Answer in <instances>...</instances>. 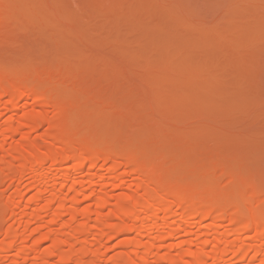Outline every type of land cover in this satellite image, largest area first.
I'll use <instances>...</instances> for the list:
<instances>
[{
	"label": "bare ground",
	"instance_id": "6f19581e",
	"mask_svg": "<svg viewBox=\"0 0 264 264\" xmlns=\"http://www.w3.org/2000/svg\"><path fill=\"white\" fill-rule=\"evenodd\" d=\"M151 1L158 7H168L169 14L176 18L187 17L200 9L190 0ZM224 1L228 4V0ZM258 1L264 3L229 0L226 7L240 8L238 5ZM24 2L0 0V25L9 19L15 29L26 31L37 27L36 18L46 17L53 20L48 28L51 33L55 26L71 19L60 14L61 10H55L51 5L54 1L33 7ZM72 2L77 4V0ZM190 4L195 7L191 9ZM210 5L211 11L207 5L208 9L201 7L203 14L199 15L211 14ZM19 12L24 17L20 18ZM74 18L72 14V21ZM208 25L205 26L211 36L218 25ZM205 26L202 27L207 32ZM74 36L82 41L92 40L83 35ZM237 38L232 40L238 46L259 44L264 39V31L245 37L246 40ZM97 43L101 46L103 42ZM113 50L119 53L125 48L119 45ZM259 56L253 57L259 60ZM140 61L131 63L134 66L130 64L129 71L154 77L151 92L143 100H146V110L165 122L158 120L151 130H137L136 135L123 142L119 138L104 140L116 130L108 127L110 133L98 124V109L87 114L78 111L82 98L73 96L71 90L56 87L59 72L29 78L24 71L17 73L0 68V164H3L0 165V186L6 184L12 188L0 211V264H264V144L248 142L244 145L247 150L243 146L238 152L239 160L243 161L235 163L234 154L228 151L230 148L223 146L231 138L236 139L242 129L264 128V78L252 79L251 91L242 99L226 96L223 105L204 100L186 111L183 108L182 116L170 120L173 111L178 115L177 108L192 101L196 90L187 86L165 98L161 86L180 75L194 76L202 72L203 76L204 70L170 63L158 65L149 59ZM216 84L199 81V89L216 95L220 87ZM199 124H218L221 129L212 138L218 144L224 142L212 146L211 150L210 143L205 151L199 148L206 154H199L203 158L198 155L202 160L198 159L195 166L191 165L192 159L182 158L184 163L175 161L176 150L193 152L197 146L190 141L189 147L182 148V143L178 146L183 150L176 149V136H191L202 128ZM45 125L48 130L41 133ZM34 135L39 139L29 142ZM146 145H156L161 156L149 157L143 151ZM165 148L167 154L168 150L175 151L174 155L170 154L172 160L168 155L165 157ZM245 165L248 167L242 168ZM112 201L115 204L109 208Z\"/></svg>",
	"mask_w": 264,
	"mask_h": 264
},
{
	"label": "rangeland",
	"instance_id": "374dc122",
	"mask_svg": "<svg viewBox=\"0 0 264 264\" xmlns=\"http://www.w3.org/2000/svg\"><path fill=\"white\" fill-rule=\"evenodd\" d=\"M24 1V4L28 7L45 5L46 3L50 4V0ZM51 1L55 2H51V5L55 8L56 11L61 10L62 12L60 11V14H63L64 16L69 15L71 19L55 26L57 28L56 29L54 27L56 31L53 30V32L51 33H48V28H50L53 23V20L51 21L50 18H36L34 21L37 22H35L34 24L35 26L37 25V27L32 26L33 28L31 27V29H27L26 31H19L15 29L10 23L9 19L5 20L0 25V68L3 67L10 72L16 71L17 73H22L24 71L23 73H25V75L28 74L27 77L29 76V78H36V76L37 78H40L53 72H59L60 74L57 79V85H59H56V87H59V89L66 88L67 90H71L73 96L75 94V96L82 98L80 101L81 103H78L79 106L78 104V107L76 106L78 111L86 112L83 114H87V112L98 109V112L100 113L98 114V117L100 119L98 120V124H101L100 126H102L106 131L110 132V130L113 128L114 130H116L114 135L112 134L110 136L109 134L111 132L108 133L107 135H109V137H105L104 140H106L107 138V140L114 139V141H116L119 138L120 141L121 139H123L121 141L123 142L124 140H128L132 138V136L136 135L138 132L137 130H142V128V131H147L148 129L151 130V128L154 127V124H156L155 122H157L158 120L165 122L162 118L150 114L148 108L146 110V100H143V97L144 99H147L149 91L151 92V86L153 85L152 81L154 77L148 75L147 73V75H138L133 74L132 72L130 73L129 69L131 70V65L134 66L133 64H131L134 63V61V64H136V61L140 59L141 61H146L147 59H149L152 62L158 63V65L170 63L171 65H183L195 68L197 66V70L199 69L198 71L200 72L204 70L203 76L202 72L201 74H196L194 76L180 75V77H175L173 79L174 81L172 80L170 83L161 86L160 90L162 92H160L165 98L173 95V93H176V91L186 89L187 86V88L196 90V92H194V95L196 94L197 98L193 95L194 97L191 102H187L181 105V107L179 106L180 108H177L178 115L174 114L176 111H173L176 108L173 109L172 111L174 113H171L175 116L174 118H172V115L170 118L169 114L170 120H174L175 118L178 119V116L183 114L184 110L186 111L190 107L198 106L204 100H207V102L209 103H213L214 101L213 104L221 103V105H223L227 99H225L226 96L228 97L231 95V97L242 99L248 96V93L251 91L250 82L252 79L264 78V39L261 40V42L257 41L259 42V44L255 42L256 44H249V46H247L248 44H242L238 46L237 43L232 40L233 38L235 39L237 37V40H246L247 38L252 36V34H260V32L264 31V3H260L259 1V3H250L244 6L238 5L240 6V8H238L237 6L227 8L226 6L230 3L229 0L228 4L224 0H188L191 4L196 5V7H198L199 5L201 10L199 9L198 11L200 12L203 10V8L206 9L209 6L211 7L210 4L212 3L213 12H211L212 15L209 13L210 18L208 17V13H205L207 16L204 14V17L202 15H199L203 13L197 11V9L199 8L198 7L196 9L198 13L194 12L192 15L182 17L184 20L181 17H178L181 18L178 19L170 15L168 7H158L151 0H77L76 5L72 2L73 0ZM261 1L264 2L263 0ZM191 4L190 8L193 9L195 6H192ZM233 4L237 5L236 3ZM210 7L209 9L211 11ZM203 12H205V10ZM17 14H20V12ZM72 14L75 17L73 21ZM20 15H18V18ZM22 16L24 17V13L20 16V18H22ZM182 20L183 22L186 21V23L184 22L186 25L181 22ZM180 23H182L183 25H181ZM206 23L207 25H218L216 27L217 30L215 29L211 32V36L210 33H208L207 27L205 26ZM202 26L206 27L207 32L203 30ZM199 30L201 33L199 32ZM214 32L217 34H215ZM76 34L86 36L85 38L88 37L92 39L91 42L94 40L96 44L94 41L91 43L89 39H83V41L82 39L79 40L77 36H74ZM227 35L231 36L232 39L230 40V37L228 38ZM239 35H241L242 37H240ZM97 41L99 43L103 42L102 45H97ZM119 45L125 48V51L123 50L124 52L118 53V51L113 50L114 47L116 48V46ZM258 55H260L259 57L262 59L261 63L258 62L261 59L257 60ZM253 56H256L257 58H254ZM250 60H253L254 62ZM149 73L151 74V72ZM212 76L213 78H211ZM199 77L202 79L199 80ZM206 78L209 80L207 81ZM215 79L216 81L213 82L212 80ZM219 80H221L222 83ZM239 80L243 82H240L239 84ZM199 81L207 84H216L217 81H219V83L216 84L220 86L218 89V94L211 95L207 91L206 95L205 89L203 88H200L203 90L200 91ZM181 82L184 84L183 87V84ZM174 84L176 86H174ZM236 84H238V86ZM191 86L193 87L191 88ZM169 91L171 92V94L169 93ZM228 91H230L231 94ZM223 92L225 93V95L223 94ZM232 93L235 95H233ZM201 97L204 98L202 101ZM194 98L198 99L199 101L195 100ZM196 102L199 104H197ZM102 104H105L106 107ZM95 106L96 108H94ZM29 108H32V106ZM121 108L124 109L122 110ZM140 111L145 112L143 114ZM128 114L130 115V117ZM141 115L142 117L140 118ZM144 115L145 117H147L144 118ZM201 125L199 124V127ZM217 126L219 125L217 124L210 126L209 124H203L201 126L202 128H197V132H191V136L189 134L188 137L186 135L185 137L176 136V139L173 137L170 138L172 140L175 139V143L178 142L176 144V149H178L179 146L181 147L182 143V148L185 146L189 147V145H192L193 143H195V146H198H196L197 151L194 149L193 152L185 151L186 153H183L181 151L183 153L182 154L179 150H176V152L178 151L177 153L174 151L176 157L173 156V151V155L171 156H173V158L175 157V161L177 162H183L184 160H182V158L188 161H191L190 159H192L191 165L195 166L196 163L198 164L199 161L202 160L198 158V155L203 153L200 150L208 148L207 145L209 143L211 145H208V149L211 150L212 148L217 147V145H219L220 143L224 142H220V140L218 139L220 142L218 144L216 143L218 141L213 139V136L216 135V133H218L221 129L220 126L219 128ZM108 127L110 128V130H108ZM214 127H216V129ZM47 130L48 126L45 125L43 127V132L41 133L47 132ZM242 130H240L241 133L237 132L238 135H236L235 137H238L236 139L234 138L236 144L233 142V138H231L232 141L230 139L228 140V142H225V144L223 143V146H225L226 149L230 148L228 151H230L231 154H234V157L235 154H238V152L243 149L242 147L248 142H250L251 144L255 142L264 144L263 127L256 126L255 128L250 127ZM164 136L166 135L164 134ZM186 138L189 139L187 143ZM38 139V136L34 135L29 139V142H33ZM190 141H192V144H190ZM201 143H204L206 147H204V144L202 147ZM213 143L216 144L212 145ZM237 143L239 144L237 145ZM178 144L180 145L178 146ZM227 144L228 147H226ZM230 145L232 147L237 145L236 148H239L238 146L241 147L237 151L235 147L233 149ZM147 146L148 145H146V148L143 151H145L147 154H150L149 157L151 156V154L153 156L159 157L160 151H158L156 145L155 147L157 149L153 145H149L148 147ZM161 147L159 148L161 149ZM191 147L193 148V146ZM247 147L249 146L247 145ZM244 148L245 150H247L246 146H244ZM208 149L207 153H209ZM198 150L201 153H198ZM165 151V157L166 155L170 157V154L172 153L169 152L171 151L168 150V154L167 149ZM203 151H205V149ZM205 154L203 153V156ZM195 155H197V160ZM240 155V153L238 154V156L236 155V159L231 155L234 159L233 163L239 160ZM162 156L164 155L162 154ZM203 156L199 155V157L202 158ZM156 157L154 158L156 159ZM198 159L200 160L198 161ZM229 160L230 158L228 159V161ZM193 162H195V164ZM230 165H232V162L230 163ZM237 165L241 164L237 163ZM243 167L248 166L245 165L242 166V168ZM249 168H252V166ZM249 168L246 169V172L250 170ZM252 170L254 171L255 168ZM248 174L249 176L251 175L250 172ZM0 187L1 211L2 203L12 188L9 189L6 184ZM113 204H115V202L111 203L109 208L113 207Z\"/></svg>",
	"mask_w": 264,
	"mask_h": 264
}]
</instances>
